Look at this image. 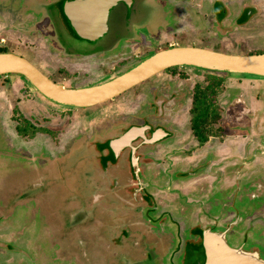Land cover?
Listing matches in <instances>:
<instances>
[{
  "label": "rangeland",
  "instance_id": "obj_1",
  "mask_svg": "<svg viewBox=\"0 0 264 264\" xmlns=\"http://www.w3.org/2000/svg\"><path fill=\"white\" fill-rule=\"evenodd\" d=\"M174 1L179 0H173L172 2ZM187 1L184 6L185 19L179 18L185 23V27L180 25L181 21L175 18L172 25L173 32L166 30L165 34L169 37H167L166 41H160V44L171 40L169 39L170 35L175 36L176 33L185 31V40L183 38L178 40V42H185L183 47H200L224 54L240 56L264 53V0H226L227 6L232 13H230L229 18L224 22L218 23L217 26L212 24V21L216 23V17L211 12L214 0ZM48 2L51 4L50 6H47ZM53 2L54 0H0V47L6 48L7 53H13L26 59L44 75H48L58 82L63 80L64 83L66 82L64 85H69L68 79L72 78L74 74L70 70L68 71L63 68L64 66L61 62L65 65L66 63L57 58L58 54L55 45L58 43L60 47L65 46L63 43L61 44V40H63V35L59 33L61 29L59 30L55 25L53 18L48 20L45 17L46 14L51 15L53 13ZM165 2L167 3V1ZM240 4H244L249 8H256L258 12L261 11L262 13L254 15L247 24L236 30L232 26L231 20L235 13L242 12ZM31 10L33 13H31ZM34 12L37 17L36 22L39 21L38 23L35 22L32 15ZM38 12L44 16L39 17ZM124 13L125 11L117 6L110 13L107 23V35L97 41L96 44L82 45L80 44L81 42H78L79 49L91 53L101 50L106 52L114 51V53L103 57L105 62H109L115 57L119 58L128 55V51L131 48L125 44V26L127 25ZM158 17L159 14L157 11H154L151 3L145 2L143 6H139L138 3L134 13L131 15L130 25H132L131 27L141 25H145L143 27H148V25L154 27L158 23ZM226 28L233 31L226 37H220L226 33ZM68 42H70V39H68ZM161 46L165 47L164 44L157 45L156 47L158 49ZM144 52L140 51L139 53L144 54ZM107 70L108 67L100 72L97 77L95 76L94 80L105 74ZM172 72L171 74L165 73L166 75L158 74L138 85L133 90L121 95L114 102L105 103L88 110L73 108L69 110L67 107L48 101L20 76H0V219L2 221L5 220V223H9V229H2V222H0V234L2 232L10 233L8 239H1L0 244L8 242L13 244L15 248H24L28 257L32 259L31 262L33 264H62L59 260V255L61 257L66 255L65 257L67 258V262L69 261V264H84L85 260L84 262L82 259L79 260V256L72 255L70 252L65 253L61 250L62 246L54 244L60 240L62 232V229L58 228V224L63 223L64 229H69L70 222L68 221H70V217H73L70 212H72V209H75L76 205H87L86 208L88 210L91 209L92 212L94 210V207H91L92 200L90 199L92 193L97 196H100L101 193L104 194L103 191L108 188L110 177L107 174L108 172H103L99 167L98 157L100 153L90 143H87V145L82 143V146L89 150V156L84 161L78 160L79 156L85 152L80 149L78 150L76 145L73 146L75 150L72 151L74 153L70 151L71 153L68 152L67 155H64L71 136L72 127L81 126L82 123L85 124L88 120V114L93 111H98L96 113L98 115L100 112L107 111L106 109L108 108L112 109L119 105H122L126 111H132L138 105L142 109H148L146 103L152 101L153 97L150 94L156 87L164 83L168 88L171 85L174 86L176 83L181 86L180 83L185 81V121L183 119L180 120L181 124L176 127L179 129L185 124V144L189 145L191 140L194 141L189 125L192 118L191 110L193 109V105L191 104L193 96L196 94V87H200V90H203L209 82L206 80L205 75H202L199 70L193 68L186 67L185 69H176ZM101 77L107 76L102 75ZM82 84L84 83L82 82ZM160 93L167 94L165 91ZM215 96L217 99L215 103L217 105L215 104L209 108V127L211 128L207 130L206 135L209 137L208 139L212 137L216 138L215 135L218 132L219 135L223 132V134L234 136L232 139L239 138L240 146L243 145V142L247 141L246 145L248 147H256L257 151H259V147H261V143L264 141V79L240 78L239 75H233L228 79L224 78L220 87H217V94ZM203 106L204 104L199 109ZM231 107H234V109ZM180 113H183V111L180 110ZM236 129L238 130L235 131ZM248 129L254 133V138H256L253 141V145L252 142H249L248 138L243 139L246 137L245 133L246 131L248 132ZM223 139L219 141L223 142ZM227 143L228 141L222 143V146L217 145V148L215 147L216 151L222 147L220 149L222 163L218 169L220 168L223 173L229 172V170L224 171V168L230 164V162H227L231 160V150L226 148L229 145ZM234 146L236 145L234 144ZM194 147H197V145ZM251 150L250 148L249 151H245L247 156L239 155L237 163L240 161L244 164L251 156H253V161L255 160L254 158H259V160L256 159V162H261L263 167L257 168L259 175L255 176H259L264 181V160H260L261 157L264 158V155H260L259 152L256 153L257 151L255 154H252ZM189 151L193 152V148ZM192 152L189 156L192 155ZM59 153L62 156L58 155ZM200 154L196 155V164L200 163ZM46 157H51L55 161H50ZM188 158L185 156V162H187L188 166L190 165L189 170L194 171L195 162L194 160H188ZM226 158L228 161H225ZM88 162L94 164L93 169L96 168L94 170L95 175L92 171L88 172L90 175L84 174L86 169H89L87 167ZM243 164L242 166H244ZM246 168L252 169L250 166ZM208 170H205L202 174H197V176H191V173L185 182L182 183L185 186L179 185L177 188L175 187V189L181 191L179 193L181 197L178 196L181 199L179 202L185 205L186 210L190 208V205L183 203L185 201V194L191 195L189 197L190 200H188L189 198L187 199L188 202L193 201V203H196L199 201L201 203L206 198L209 199V196L213 192H217L221 188H231L233 184L232 179L224 178L225 176L223 175L222 180H218L217 178L219 177L217 176L219 175L218 173H214L213 165L212 170ZM95 180L96 184H94ZM197 184L204 186L203 191L200 193H197L198 190L196 191ZM164 185V183L161 184L160 188H163ZM224 192L220 195V200L222 203H226L225 206L229 210L232 205V197L230 193L224 194ZM140 193V199L143 203H146L142 190ZM192 193L197 194L193 195ZM115 198L121 202V206L126 204L130 208V206L134 207L133 200L136 196H134L132 191L129 193L125 192L124 194L118 190ZM172 198L174 200L177 196L173 195ZM244 201L239 206L250 209L247 199H244ZM147 203V207H152L154 204L152 202ZM254 203L256 204L257 202ZM27 204L30 205L26 206ZM14 205L16 207L19 206V208L15 209L16 213L22 211V209H26L32 215L35 212H32L34 205L35 208L38 206L40 209H38V214L34 213V216L24 212L23 214H19L20 212H18V217L15 218L12 213L6 218L4 213L9 211ZM174 205L177 207L176 202H174ZM227 205H230V208ZM257 205L260 206L261 204ZM142 206L144 208L145 204H142ZM263 207L264 204L257 207L256 212L260 211ZM167 209L173 211L174 217L176 216L173 207ZM130 211L132 212L130 215L132 217L134 209ZM196 211L198 212V209H195L189 218L191 226L193 225L192 230H196L199 227L206 229L212 226V222L210 223L209 221L210 219H205L202 215H198L197 217ZM120 213L118 215L120 220L126 218L123 210ZM128 220L129 218L124 221L127 222ZM132 221L135 222L125 225L127 229H131L129 232L131 236L136 235L139 232V228H141V231L145 235V231L150 234V224L145 223L142 216L138 218L134 216ZM223 221L226 226L234 222L231 217ZM12 222L16 224L18 222L20 225L18 230L24 229V234L23 232L20 233L21 231L12 233L10 231ZM86 226L91 225L88 224ZM76 227L82 230L81 227ZM53 235H56L57 238L53 237ZM16 238L21 241L20 244H14L13 239ZM234 239L237 240L235 235ZM236 240H231L228 243L231 245ZM187 241L190 242L191 238L187 239ZM59 243L61 242L59 241ZM109 251H111L110 254L121 253V251H112V248ZM36 254L38 263H36ZM2 256H5V251L1 249L0 245V260L3 258ZM13 256L14 254L10 253L9 257H12L13 260L5 261L6 263L0 262V264H23L22 255L16 256V259L18 258L17 261H15ZM260 256L264 259L263 252Z\"/></svg>",
  "mask_w": 264,
  "mask_h": 264
},
{
  "label": "flooded vegetation",
  "instance_id": "obj_2",
  "mask_svg": "<svg viewBox=\"0 0 264 264\" xmlns=\"http://www.w3.org/2000/svg\"><path fill=\"white\" fill-rule=\"evenodd\" d=\"M62 1L63 0H54L52 3V5H54L53 13L51 15L46 14L45 17H47L48 20L53 18L55 25L59 30L61 29V32H59L63 35L61 44L63 43L65 46L60 47L58 43L55 44L58 54L57 58L60 61H65L66 65L61 62L64 66L63 68L68 71L70 70L74 75L72 78L68 79L69 85H64L66 82L64 83L63 80L60 81L63 83H60L48 75H46V77L54 83L63 85L65 88L82 89L99 85L129 70L141 60L158 51L172 47H183V45H185V42H178L180 38L185 40L184 31L182 33H176L175 36L170 35L169 39L171 40L162 43L165 47L161 46L158 49L156 47L157 45H162L159 43L160 41H166L167 37H169L165 34L166 30L173 32L174 29H172V25L175 18H177L178 21H181L179 19L180 17L185 19L184 6L185 3L188 2L187 0L174 2H172L173 0H126L123 3H120L118 6L125 11L124 15L127 25L125 26V44L131 49L128 51V55L119 58L115 57L109 62H105L103 57L105 55H110V53H114V51L106 52L101 50L91 53L79 49L78 42H81L80 44L82 45H90L91 43L76 38L73 32L69 30L68 22L65 21L64 16L60 13V3ZM165 1H167V3ZM214 1L212 11H210L216 17V23L212 21V24L217 26L218 23L224 22L229 18L230 13L232 12L227 6L226 0ZM145 2L151 3L154 11L158 12L159 17L157 18V25L154 27L150 25H148V27H143L145 25L131 27L130 19L131 15L134 13L135 7L138 3L139 6H143V3ZM50 5L51 4L48 2L47 6ZM240 6L242 7V12L235 13L231 20L232 26L236 30H239V27L247 24L254 15L262 13L261 11L258 12L256 8H249L244 4H240ZM31 13H33V11ZM32 15L36 22L37 17L35 12ZM38 16L43 17L44 15L38 12ZM38 22L39 21L36 23ZM180 25L185 27L183 21H181ZM225 31L226 33L220 37H226L233 30L231 31L229 28H226ZM60 37L62 38V36ZM68 39H70V42H68ZM140 51L145 52L144 54H141L139 53ZM104 66H107L108 70L102 75L107 77H101V75L94 80L95 76L97 77L100 72L107 68ZM185 68L186 67H174L167 69L160 74H171L173 73L172 71L176 69L182 70ZM193 69L201 70L198 68ZM200 73L202 72L200 71ZM228 78L231 77H227L226 79ZM258 78L259 77H253L250 79ZM82 82L84 84H82ZM180 84L181 86L176 83L174 86L171 85L170 88H168L164 83L159 85V87H156L150 94L153 97L152 101L146 103L148 109H142L140 105H138L137 108L135 107L136 109L126 111L122 105H119L112 109L108 108L106 109L107 111L100 112L98 115L96 114L98 111H93L88 114V120L85 124L82 123L81 126L78 125L79 129L78 126L72 127L70 132L71 136L64 155L75 150L73 146L76 145L78 150L80 149L85 152L83 154L84 156L81 155L78 159L79 161H84V159L89 156V150L85 149L82 146V143H85L86 145L87 143H90L91 146L100 153L98 157L99 167L103 172H108L107 174H109L110 178L108 188L103 191L104 194L101 193L100 196H97L92 193L90 197L92 200L91 207H94L92 212L91 209L88 210L86 208L87 205H76L75 209H72V212H70L73 217H70V221H68L70 222L69 229H64L65 226L62 225L63 223L58 224V228H60V230L62 229L63 233L61 232L60 240L56 241L54 244L56 246H62L61 250L65 253L70 252L72 255L79 256V260L82 259L83 262L85 260L84 264H190L195 260L192 252H194V245L197 244L198 237L193 234L195 230H192L193 225L191 226L189 218L191 217L192 212H194L195 209H198V212L196 211L197 217L198 215H202L205 219H210L209 221L210 223L212 222V226L209 228L215 232H225V240L227 243L231 240H236L234 239V235L237 237L238 241L236 240L233 242V246L232 244H229L230 242L228 243L230 247L242 248L243 251L256 253L258 256H260L262 252L264 254V207L256 212L257 207L264 204V181H262L259 176H255L259 175L257 168H262L263 165L261 162H256V159L259 160V158H254V163L253 156L249 159L246 157L248 160L244 162V164L240 161L237 163V157L239 155L247 156L245 152L246 150L249 151L251 148L252 154H255L257 149L256 147H248L246 145L247 141L243 142V145L240 146L239 138L232 139L234 136H231V134H223V132H221L220 135L218 132L215 135L216 138L212 137L211 139H208L209 137L205 135L207 139L203 144L197 143L196 138L192 133V139H194V141L191 140L189 145L185 144V124L179 128L180 130L176 127L181 124L180 120L183 119L185 121V81ZM159 91H165L167 94L160 93ZM112 101L114 102L115 99ZM216 101L217 99L214 101V105L216 104ZM191 105H193V102ZM67 108L71 110L72 107ZM231 108L234 109V107ZM88 109L92 108L82 110ZM180 110H182L183 113H180ZM193 118L194 116L192 115L189 124L190 127ZM146 126L149 127V130H145L144 132V137L147 140H150L152 133L156 132L158 129H162L167 135L161 137L153 145L145 144L143 138L140 136L135 140L134 145L137 150L136 153H134V156L138 159L137 180L135 178V169L132 167V153L129 151H127V153L120 152L117 156L112 148L108 146L109 138L107 137L110 135L116 136L112 138V140H115L131 127ZM210 128L211 127H209V123L207 122L204 133L206 132L205 134H207V130ZM237 130L238 129L235 131ZM221 135H224L225 137ZM245 135L246 137L243 139L248 138L249 142H252L253 145V141L256 140V138H254V133L250 132L248 129V132L246 131ZM222 138H224L223 142H220L219 140H222ZM226 141H228L227 144L229 145L226 147L225 144V147L231 150V160L228 161L226 158L225 161H228L227 163L230 162V164L224 168V171L229 170L230 173H227V171L223 173L220 168L218 169L222 163L220 151L222 147L218 149V151H216V148L217 145L222 146V143H225ZM194 143L197 147H194ZM234 144L236 146L233 147ZM207 145L209 146L208 148ZM192 148V155L189 156V154H191L189 150ZM259 148V151L256 153L259 152V154H262L263 156L264 141ZM199 153H201L199 156L201 157L199 160L200 163L196 164V155ZM58 155L62 156L60 153ZM185 156L189 157L188 160H194V171L189 170L190 165L188 166L187 162H185ZM46 159L55 161L56 155L55 159H51V157H46ZM261 159L264 160L263 157H261L260 160ZM242 164L246 167L250 166L252 169L246 168L242 166ZM212 165L215 171L214 173H218L219 175L217 176L219 177L217 178L218 180H222L223 175L225 176L224 178L232 179L233 184L231 188H221L220 190H217V192H213L210 196L208 194L209 199L206 198L201 203L199 201L196 203H193V201L188 202L187 199L191 195L185 194V201L183 203L190 205V208L186 210L184 207L185 205H182V203L179 202L181 199L178 198V196L181 197L179 194L181 191H178L175 187L177 188L179 185L185 186L182 185V183L185 182L186 178L189 177L191 173V176H197V174H202L207 169H209L208 171H211ZM93 166L94 164L88 162L87 167H89V169L87 168L84 174L90 175L88 172L92 171L95 175L94 170H96V168L93 169ZM35 167L37 168V166ZM163 183L165 184L164 187L160 188ZM94 184H96V180ZM134 187L139 188L140 192L142 190L146 203H154L152 207H147L148 203L146 204L142 202L140 199L141 193L133 191L132 188ZM203 187L202 184H197V193L202 192ZM118 190L124 194L125 192L129 193L132 191L134 196H136L137 199L134 198L133 203L137 210L133 212L132 217L130 216L132 214L130 210L134 209V207L130 206V208H128L126 204H123L129 215L126 214V218L120 220L118 215L121 214L120 211H122V206L121 202L115 198V194ZM223 192L224 194L230 193V196L232 197L231 208L230 205H227L230 208L229 210H227V207L225 206L226 203H222L220 200V195L223 194ZM197 193L192 194L196 195ZM173 195L177 196L174 200L172 198ZM244 199H247L250 209L239 206L241 203L245 202ZM188 200H190V198ZM253 201L257 203L255 204ZM174 202H176L177 207H175ZM142 204H145L144 208ZM257 204L261 205L258 206ZM29 205L30 204H27L26 206ZM36 207L37 208H35L34 205L32 212L35 211L34 213L38 214V209H40V207ZM172 207L175 210V217L173 211L167 209ZM17 208H19V206H12L9 211L4 213V216L7 218L13 213L16 218L19 216L18 212H20L19 214H23L24 212L31 215V212L26 209H22V211L16 213L15 209ZM34 213H32L31 216H34ZM134 216L137 218L142 216L145 223L150 224V234L145 231V235L144 232L141 231V228L138 229L139 232L136 235L131 236L129 234L131 229H127L125 225H130V223L135 222L132 221ZM229 217H231L235 223L233 222L229 226H226L223 220ZM127 218H129V220L127 222L124 221ZM4 221L5 220L2 221V219H0V222H2L1 226H3L2 229H9V223H5ZM88 224L92 227L86 226ZM19 226L18 222L17 224L12 222L10 231L12 233H18L21 231L20 233L23 232L24 234L25 230L23 229L19 231ZM76 226L81 227L82 230ZM9 234L10 233L8 232H2V234H0V241L1 239H8ZM54 236L57 238L56 235H53V237ZM190 238L191 241L193 240L192 242L187 241V239ZM59 241L61 243H59ZM13 242L14 244L21 243L17 238L13 239ZM0 245L1 249L5 251V256H2L3 258L0 262L6 263L7 261H12L13 258L9 257V255L10 253H13L15 261L18 260V258L16 259V256L22 255L24 261L23 264H28V262L32 263V259L28 257L24 248L22 249L18 246H16L18 248H15L13 244L8 242ZM111 248L112 251H121V253L110 254L111 251L109 250H111ZM260 250H262V252H260ZM65 256L61 257L59 255V260L62 264H69V261L67 262ZM261 259L263 258L261 257ZM36 263H38L37 254Z\"/></svg>",
  "mask_w": 264,
  "mask_h": 264
},
{
  "label": "water",
  "instance_id": "obj_3",
  "mask_svg": "<svg viewBox=\"0 0 264 264\" xmlns=\"http://www.w3.org/2000/svg\"><path fill=\"white\" fill-rule=\"evenodd\" d=\"M126 0H63L60 13L69 24L74 36L88 43H96L108 33V19L120 3ZM174 67H190L232 75H246L264 79V53L257 55L224 54L200 47H172L154 53L122 74L99 85L68 89L54 83L33 64L13 53L0 54V76L16 75L24 78L43 98L64 107L78 109L103 105L154 76ZM149 127H131L120 137L112 140L108 136V146L118 156L120 152L132 153V167L138 180V159L135 140L140 136L145 144L153 145L167 134L158 129L150 140L144 137ZM103 146V145H102ZM99 162V159H98ZM137 193L139 188H132ZM123 214H127L122 205ZM137 209L134 208V211ZM199 241V240H198ZM200 243L202 251L194 254L190 264H264L256 253H248L242 248L230 247L225 240V232H215L211 228L202 229ZM193 244V243H192ZM194 245V244H193ZM198 245V242L197 244Z\"/></svg>",
  "mask_w": 264,
  "mask_h": 264
},
{
  "label": "trees",
  "instance_id": "obj_4",
  "mask_svg": "<svg viewBox=\"0 0 264 264\" xmlns=\"http://www.w3.org/2000/svg\"><path fill=\"white\" fill-rule=\"evenodd\" d=\"M1 53H7L6 48L0 47V54ZM200 71L202 72V75H205V78L206 80H208L209 83L206 84V87L203 90H200V87H196V94L193 97V109L191 110V113L194 116V118L192 120L190 129L196 138V142L203 144L207 139L205 136L206 132L204 133V130H206L205 125L207 124V122L209 123V119H208L209 108L212 105H214V101L216 100L215 95L217 94V87L218 86L220 87V84H222L224 78L232 77L233 75L212 72L208 70H200ZM239 76L240 78H246V77L253 78V76H246V75H239ZM202 104H204V106L199 109V107ZM201 231L202 230L198 228L193 232V234L198 237L199 241H198V245H194V252H192V254H196L202 251V246L200 243Z\"/></svg>",
  "mask_w": 264,
  "mask_h": 264
}]
</instances>
